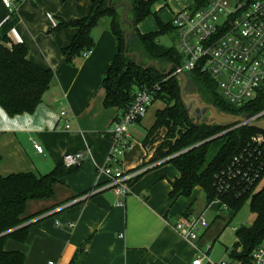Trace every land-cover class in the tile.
Listing matches in <instances>:
<instances>
[{
    "label": "crops",
    "instance_id": "1",
    "mask_svg": "<svg viewBox=\"0 0 264 264\" xmlns=\"http://www.w3.org/2000/svg\"><path fill=\"white\" fill-rule=\"evenodd\" d=\"M191 3L159 0L153 4L154 13L138 28L143 33L154 31L156 18L169 22L173 11ZM90 6L89 0H14L13 8L7 9L0 0V44H9L5 37L25 44L30 62L54 72L50 88L32 113L9 116L0 107V174H44L67 152L86 154L72 173L54 184L51 197L26 202L22 216L28 219L27 237L22 242L7 239L5 249L23 252L25 264H70L78 250L74 264H191L198 250L173 225L190 207V213H200L206 201L195 203V194L203 192L196 186L190 196H180L172 203L168 194L177 171L169 162L151 161L166 129L158 128L143 141L155 112L164 107L161 100H154L150 107L156 101L161 104L152 110L149 107L141 120L128 127L132 142L120 157L121 167L141 171L131 181L130 191L117 195L106 188L108 179L98 171L111 146L107 130L122 113L117 107L103 105L102 78L117 50L110 18L102 17L92 28L94 45L87 56L80 55L70 63L64 61L62 48L77 29H54L60 19L82 18ZM64 122L69 128L63 127ZM34 143L42 146L41 152ZM210 212L212 223L221 221L222 229L227 226L224 220H230V210L213 207ZM209 227L198 243L201 248L211 243L201 263L233 264L226 246L225 254H213L214 237L222 229L217 224Z\"/></svg>",
    "mask_w": 264,
    "mask_h": 264
},
{
    "label": "trees",
    "instance_id": "2",
    "mask_svg": "<svg viewBox=\"0 0 264 264\" xmlns=\"http://www.w3.org/2000/svg\"><path fill=\"white\" fill-rule=\"evenodd\" d=\"M89 1L91 6L85 16L71 21L60 19L54 27L56 30L64 27L77 29L70 43L62 48L64 61L70 63L84 51L91 50L94 45L92 28L102 17L110 18V30L116 38L117 50L101 82L105 91L104 107H117L123 112L132 102L136 88L155 83L158 85L154 100H161L164 107L155 112L154 123L147 130L143 143L158 128L166 129L164 139L156 147L151 161L171 156L165 162L173 165L177 176L171 181L170 201L173 203L180 196H190L193 189L199 186L207 203L219 199L235 214L248 199L255 218L249 226L234 228L235 241L225 249L231 261L250 264L252 251L264 237V186L257 189L256 181L243 186L240 194H235L224 186L223 170L242 151L250 136L260 130L247 124L227 130L231 125L223 126L206 119L196 121L182 106L178 76H164L153 66L143 68L136 65L134 56L124 54L123 32L128 26L123 23L122 7L114 9L107 6L106 0ZM118 1L111 0V5ZM126 1L129 4L128 17L134 24V31L128 35L127 52H138L140 65L155 61L161 70H165L169 64L173 67L179 65L181 56L175 45L166 46L158 40L164 35H171L174 39L175 31L170 21L164 23L156 18L157 29L147 33L138 28L141 21L154 13L153 4L159 0ZM207 2L192 0L190 7L197 9ZM4 42L9 44H0V107L9 116L32 113L50 88L54 72L30 62L26 58L25 44L14 43L6 37ZM187 78L186 88L199 95L203 102L215 105L223 114L251 117L264 108V90L254 100L236 106L223 99L216 81L208 73L193 69L187 72ZM77 166L66 167L60 161L44 174L37 175L32 171L0 174V264H25L23 252L6 250L5 241L13 239L22 242L26 239L27 218L22 216L26 202L51 197L54 184L72 173ZM261 177H264V166ZM190 212L191 207L184 215ZM79 253L80 250L76 251L70 264L75 263Z\"/></svg>",
    "mask_w": 264,
    "mask_h": 264
},
{
    "label": "built area",
    "instance_id": "3",
    "mask_svg": "<svg viewBox=\"0 0 264 264\" xmlns=\"http://www.w3.org/2000/svg\"><path fill=\"white\" fill-rule=\"evenodd\" d=\"M1 2L7 9L14 6V0ZM170 23L175 31V47L181 56L171 75L187 74L193 69L206 72L216 81L223 99L236 106L254 100L264 90V0H208L206 5L197 9L184 7L173 11ZM89 52L84 51L81 56L85 57ZM157 89L156 83L136 88L130 105L111 122L107 130L111 146L98 171L108 179L106 188L113 189L117 195H126L130 191V182L141 172L123 169L120 157L132 142L128 127L146 115ZM263 117L264 108L246 118L258 120ZM58 123L61 124V120ZM241 125L244 124L235 127ZM69 126L68 122H64L63 127ZM34 147L38 152L42 151V146L34 143ZM85 157L86 154L80 151L67 152L61 161L64 166L70 167L81 164ZM169 157L160 160L165 161ZM263 166L264 132L257 131L223 170V184L235 194H240L243 186L256 181L259 185ZM212 206L218 211L227 210L225 204L214 199L200 213L182 215L173 225L176 232L198 250L191 264H202L201 260L207 257L211 247V243H206L201 248L198 243L209 227L205 212ZM219 264L232 263L221 261ZM250 264H264V237L252 251Z\"/></svg>",
    "mask_w": 264,
    "mask_h": 264
},
{
    "label": "water",
    "instance_id": "4",
    "mask_svg": "<svg viewBox=\"0 0 264 264\" xmlns=\"http://www.w3.org/2000/svg\"><path fill=\"white\" fill-rule=\"evenodd\" d=\"M106 3L107 6H111L114 9H119L122 7L123 23L128 26V28L123 32L124 54L126 56H134L136 65L142 66L143 68H148L150 66H153L157 70H159L164 76L169 75L173 67L172 64H169L165 70H161V67L155 61H147L145 64L140 65L139 53L127 52L128 35H130L134 31V24L132 20L128 17V13H129L128 2L126 0H120L117 3L111 5V0H106ZM178 78L180 79L179 93H180V101L182 103V106L186 112H188L192 117L195 118L196 121H199L203 116V114L206 111H209L211 116L208 118V121L216 122L217 124L223 126L231 125L227 130L234 128L237 124H247L249 127L256 128L264 132V117L258 120H248L244 115L223 114L218 110V108L215 105L211 103L203 102L202 99L199 97V95L189 91L186 88L188 82L186 73L179 74ZM217 135L213 137H216Z\"/></svg>",
    "mask_w": 264,
    "mask_h": 264
},
{
    "label": "rangeland",
    "instance_id": "5",
    "mask_svg": "<svg viewBox=\"0 0 264 264\" xmlns=\"http://www.w3.org/2000/svg\"><path fill=\"white\" fill-rule=\"evenodd\" d=\"M159 42H161L162 44L166 45V46H170V45H175L176 44V40H175V35H174V39L172 38L171 35H164V36H160L158 38ZM190 91V90H189ZM161 104V102L156 101L154 102V104L150 107V110L155 109L156 107H158ZM210 112L206 111L203 116L201 117V119H206L208 120V118L210 117ZM170 164V163H169ZM171 166V168H173V170H175V168L173 167V165H169ZM261 186H264V177L261 179L258 187L260 188ZM195 198H196V202L195 203H203L204 204V195L203 192L200 191V193L195 194ZM207 204V202H206ZM205 204V205H206ZM214 206H212L211 208L207 209V211L205 212V217L206 219L211 223H212V213L210 212L212 210ZM226 212V211H223ZM230 220L226 219L224 220V222L227 224V226L225 228L222 229V222L219 223L218 221H215L214 223H212L209 227V230L214 228L215 224H217V226L219 227V230H221V233L214 237L216 240L214 241V246H213V254H225L224 251V247H231L235 241V233H234V228L238 227L240 225H244V226H249L252 224L254 218H255V214L253 212L250 211L249 208V200L247 199L244 204L241 206V208L235 213L233 214L231 212L230 214ZM229 220V221H228ZM218 230V231H219ZM235 262V263H234ZM236 261H233V264H236Z\"/></svg>",
    "mask_w": 264,
    "mask_h": 264
}]
</instances>
